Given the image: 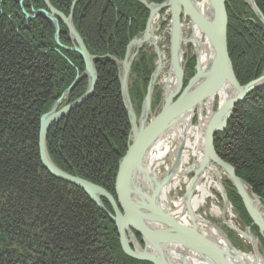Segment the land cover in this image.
Listing matches in <instances>:
<instances>
[{
    "label": "trees",
    "instance_id": "16d2710c",
    "mask_svg": "<svg viewBox=\"0 0 264 264\" xmlns=\"http://www.w3.org/2000/svg\"><path fill=\"white\" fill-rule=\"evenodd\" d=\"M73 1L49 0L64 16ZM225 1L227 52L243 86L264 74V30L242 0ZM253 1L264 17V0ZM21 7L18 0H0V264H148L125 257L115 227L87 195L54 178L40 163L39 117L84 67L78 54L55 45L47 19L24 20V12L44 9L42 0H24ZM71 16L87 52L101 57L94 61L98 80L90 99L50 129L47 153L63 172L115 198L114 180L129 124L118 70L105 56L124 58L129 40L144 30L148 11L133 0H78ZM59 28V42L71 48L61 22ZM152 57L141 51L131 67L128 90L135 113L153 70ZM187 61L189 79L194 60ZM86 88V79L80 80L66 103L80 98ZM214 148L264 206V87L235 107ZM227 196L239 220L251 226L231 187ZM103 205L111 212L106 201ZM250 230L257 235L255 227Z\"/></svg>",
    "mask_w": 264,
    "mask_h": 264
},
{
    "label": "water",
    "instance_id": "95a60500",
    "mask_svg": "<svg viewBox=\"0 0 264 264\" xmlns=\"http://www.w3.org/2000/svg\"><path fill=\"white\" fill-rule=\"evenodd\" d=\"M22 1L23 0H19L18 4H21ZM134 1L139 2L149 11V18L145 25L143 38L147 36V31L157 10H161L166 6H170L173 9V13L171 14L172 24L169 38L170 66L168 70L174 72L178 83V90L175 92H167L166 100H164V106L160 113L154 117H151L147 122V116L150 113V95L153 90L155 79L160 70L156 67L155 71L150 77L146 94L141 105L140 116L137 118L131 108L128 95V77L130 74L132 60L134 57H136L137 52L129 56L130 51L128 48L124 57V61L121 63L116 61L117 65L121 64V69L118 73L120 94L131 127L129 134L130 143L127 146L126 153L119 161L116 184L114 187L115 198L120 208V212L116 207L114 199L102 188L61 172L53 165L48 157L45 146V137L48 131L54 124L64 118L68 112L76 107L81 106L92 96L96 86V74L92 62L98 59L97 57H92L88 54L85 47L83 46V43L73 29L71 20L69 18L65 19L62 14L55 11L49 5L48 0H44V5L47 9L46 11H33L32 15H27L24 13V18L26 20L35 19L38 16L46 18L54 26V40L57 45L63 50L76 52L83 61V74L75 78L69 88L63 92L62 97L67 96L75 87L77 82L82 78H87L88 84L85 93L79 99L56 111V108L59 105L58 100L47 113L40 116L38 130V151L40 163L43 168L54 178L71 184L72 186L83 191L89 197L90 201L107 216L111 224L115 226L119 236L121 250L128 258L140 262H147L149 264H172L169 262V260L163 259V251H161L162 249L160 246L162 244H178L192 250L193 254L197 256V258L200 259L204 264H229L230 262L227 260L229 257L228 255H225L223 258L216 251L218 248L209 243L205 238L195 233L193 230L183 228L176 222L164 219L161 222L163 226L157 231H153L152 227L148 226V224H150L152 221L156 222V220H151L152 218L149 219L148 214L160 211L158 206L159 202L155 200V195L157 196V190H159L163 185H157L156 187L155 184L153 187H151V183H147L151 180L149 178V172L147 171L146 167H143V164L144 159L146 158V153L148 154L150 152L152 144L157 141L161 134L170 129L172 126H175L181 119L184 118V115L191 113L194 107L202 100L214 95L219 90H222L225 85L226 87L228 85L232 91H234L235 97L225 101L224 104L216 108L215 111L211 110L212 112L209 115L207 123L202 130L204 156L201 160V163L196 165L197 167L196 170H194V174L195 172L199 174L201 168L206 166L209 161L224 170L228 175L232 185L236 189L237 195L240 197L247 214L252 220L253 225L258 228L259 234L263 235L264 223L253 214V211L255 210L251 204V199L243 192L240 184L241 181L236 178L234 169L216 155L213 149V139L217 133L223 132L225 130L229 118L233 113L234 106L241 103L244 98L254 90L264 86V75L254 81H251L243 87L239 86L237 83L234 77L230 59L227 54V15L225 10V0H209V2L212 4V9L214 12V22H211L210 20H202L199 11L194 7L193 9L191 8L193 0H166L163 4L157 6L153 3L148 4L146 0ZM243 1L264 27V17L257 9L254 1ZM180 8L185 10L191 23L197 26L207 35L211 41L213 51L212 59L206 66L207 68L200 70L199 66L196 65L193 77L187 82L182 91L183 71L179 66L181 56L179 51L182 42L179 22ZM56 18L61 20L65 25L69 34V39L75 43L73 48H66L59 44V22ZM142 39L136 40L134 42L137 47L136 51L139 50L142 43L144 42ZM153 48L158 52V48L155 46ZM169 178L170 176L166 175V177L162 180V184L166 183ZM142 181H145L147 186L149 185L150 188H148V190L152 191L154 188L152 191L153 196L151 197L153 202H137V200L141 201L143 196H146L139 195L138 199H136L134 193L135 190L137 192V189L135 188L137 185L136 183L140 185ZM253 197L257 198L254 195ZM100 199L106 200L110 204L113 211V216L107 213V211L102 206ZM147 202L149 201L147 200ZM146 222L147 224H145ZM129 228L137 232L142 237L145 243V249L142 252H139L133 243H128L124 235L125 232L129 234V240L130 238L133 239V235L130 233ZM129 244L133 247L132 251L128 248ZM158 244L160 245L159 247L156 246ZM147 245H150L149 247L155 246V248L151 247L154 253L148 251Z\"/></svg>",
    "mask_w": 264,
    "mask_h": 264
},
{
    "label": "bare ground",
    "instance_id": "6f19581e",
    "mask_svg": "<svg viewBox=\"0 0 264 264\" xmlns=\"http://www.w3.org/2000/svg\"><path fill=\"white\" fill-rule=\"evenodd\" d=\"M165 1H163L161 4H163ZM146 2L148 4H151V2H148L147 0H146ZM21 4H19V6H21ZM153 4H155V3H153ZM161 4H155V5L157 6V5H161ZM191 6H192L191 7L192 9L194 7L195 9H197L199 11V13L201 14L202 20H205V21L210 20L211 22L215 21L214 12L212 9V4L209 2V0H193V3ZM179 10H180L179 11L180 34L182 37V42H181L180 51H179L180 52L179 54L181 55L180 61H179V66L181 67V69L183 71L182 83L186 80V84H187V82L193 77L194 72H193V75L191 78L186 79V73H185L186 69L185 68H186L188 61H185L184 57H182V55H183L182 46L184 44H190L193 47V51L195 52V58H194V56L192 58H193V60H195L194 61L195 66L198 65L200 70H204L207 68L206 66L208 65V63L212 59V55H213L212 52L213 51H212L211 41L209 40L207 35L202 30H200L197 26H195L194 24L191 23L190 19L188 18L187 14L183 8H180ZM172 13H173V9L170 6H166V7L162 8L161 10H157L154 14V18H153V20L149 26V29L147 31L148 32L147 36H145V38L142 39L144 41V43H142V44H145L146 47H154L155 46L156 48H158V52H157V50L155 51V49H154V52H156L158 54L157 59H156V67L160 69L157 77L162 73L165 66H167L168 69L170 66V59H169L170 40H169V38H170V31H171V24H172V18H171ZM161 15H165L166 17L162 18V22L160 24H158V17H160ZM185 19L188 20V22H189L190 35L188 37H185L183 34V31H182V27H183L182 22ZM24 20L27 21L25 18H24ZM165 20H167V22H168V27L165 26V24H164ZM156 22H157V25H155ZM162 24H164V25H162ZM166 27L168 30V32H167L168 35L165 36L166 33L164 32V29ZM227 30H228V21H227ZM263 30H264V27H263ZM54 33H55V30H54ZM159 33L161 35H159ZM59 34H60V32H59ZM226 34H227V32H226ZM53 36H54V34H53ZM67 38L71 44V48H73L75 43L69 39L68 33H67ZM167 38H168L169 44L165 45L163 43L162 39L166 40ZM53 40H54V37H53ZM58 42H59V37H58ZM54 43L58 48H60L57 45V43L55 42V40H54ZM59 44L61 45L60 42H59ZM61 46H63V45H61ZM159 46L164 47L162 50L168 49V57H166V55H164L162 53L163 51L160 50L161 48ZM142 50H143V46L141 45V47L139 48V50L136 53V57L138 56V52H141ZM133 54H134V52H129V56H131ZM227 54H228V52H227ZM92 57H94V56H92ZM136 57H134V59L132 61H135ZM97 58H98L97 60L101 59V57H97ZM105 58L107 60H109L113 64V66H115L117 68L118 73H119V67L121 66V64L117 65L116 61L121 63L124 61V58L122 60H119V59L114 58L112 56H105ZM192 58H188V60H191ZM92 63H93L94 71L96 74V84H97L98 76H97V72L95 69L94 61ZM232 70H233V68H232ZM81 75H79V76H81ZM165 76H166V78L164 80L165 81L164 92L163 91L159 92L157 90V92H159L158 95L161 96L163 103H164V100H166L167 92H169V91L175 92L178 90V83H177V79L174 75V72L170 71V70H166ZM118 77H119V74H118ZM234 77H235V75H234ZM82 79H86L87 84H88L87 78H82ZM74 80H75V78H74ZM79 82H80V80L77 82V84ZM237 83H238V81H237ZM118 84H120V83L118 82ZM69 86H68V88H69ZM239 86L243 87L240 84H239ZM154 88H155V85H153V90H152V93L150 95L151 102L154 101V99H152L154 96V90H155ZM73 89L70 91V93L68 95L71 94ZM119 89H120V87H119ZM146 89H147V86H146ZM62 94H63V92H62ZM62 94L57 99V100H59V105L57 106L56 111L67 106L68 104H70V103H66V98L68 95L65 97H62ZM251 94H249V95H251ZM119 95H120V99H121V103H122V97H121L120 92H119ZM128 95H129V99H130L129 102H130L131 108H132L133 112L135 113L134 103L132 102V100L130 98L129 90H128ZM233 97H235L234 91H232V89L228 85H227V87L225 85L222 88V90H219L214 95L208 97L205 100H202L198 105H196L194 107L193 111L196 109V113H197V124L195 126H194V122L192 121L194 118V112L192 111L191 113H188V115L187 114L184 115V118L181 119L175 126H172L170 129L166 130L163 134H161L159 136V138L157 139V141L154 142V144H152L150 152L148 154L146 153V158L144 159L143 167L144 168L146 167L147 171L149 172V178L151 180V181H148L147 183H151V187H153V185H155V184H156V187H157V185H163L159 190H157V196L155 195V200H157L159 202L158 206H159L160 211L152 212V214H148L146 212L149 216L148 217L149 219L152 218L151 220H156V222L152 221L150 224H148V226H151L153 231H157L159 228H161L163 226V224H161V222L164 219H168V220H171L173 222H176L178 225L182 226L183 228L193 230L195 233H197L200 236H202L203 238H205L209 243H211L213 246L218 248L216 251L218 252V254L220 256H222L223 258L225 255L229 256L227 258V260L230 262L229 264H264V247L261 245V242H260V240H262L264 242V234L263 235L259 234L258 228L253 225L252 220L250 219L249 215L247 214L245 208H244V210H245L246 216L251 221V226H245L239 220L240 223L242 224V227H243V228H241V226L236 222V217L239 218V216L236 214L231 203L229 202V199L227 196V190L231 187V189L234 190L236 195H237V192H236V189L234 188V186L232 185V183H231L228 175L226 174V172L224 170H222L221 168H219L217 165L213 164L211 161H209V163L206 166L201 168V171L199 174H197L196 172H195L196 175L194 174V170H196V167H197L196 165L201 163V160L204 156L203 143H202V137H203L202 130L205 127V124L207 123L209 115L213 111V103L215 102V100H217V105H218L217 108H218L219 106L224 104L225 101L230 100ZM247 97H245L244 100ZM143 98H144V96H143ZM143 98H142V102H143ZM239 104H237V105H239ZM237 105L234 106V109ZM79 107H76V108L72 109L71 111L76 110ZM122 107H123L124 113L127 117L123 103H122ZM153 107L154 106H152V103H150V107H149L150 113L147 116V122L150 120L151 117H154L159 113V112L156 114L154 113V116H153V114L151 113V110L153 109ZM140 109H141V105H140ZM214 110H216V109H214ZM156 111H157V109L154 112H156ZM70 112H68L67 114H69ZM203 114H205V115H203ZM135 115L137 118H139L140 113H138V115L135 113ZM64 118H62L61 120H63ZM127 120H128V117H127ZM229 120H230V118H229ZM59 122H57V123H59ZM128 124H129V121H128ZM130 130H131V127L129 124V134H130ZM223 132H219V133H223ZM219 133H217V134H219ZM216 135L214 137H216ZM129 143H130V141H129V135H128L127 146ZM213 149H214L216 155L219 158H221L217 154V152L214 148V144H213ZM125 153H126V151L124 152V154ZM223 161L226 164H228L225 160H223ZM228 165L231 166L230 164H228ZM161 167H163V170ZM217 169H219L223 173V175L225 176L224 181L221 179V176L217 172ZM117 173H118V166H117V171H116L115 180H114V187L116 184ZM166 175H169L170 178L168 179V181L166 183L162 184V180L166 177ZM188 175H190V178L188 177ZM235 176L237 179H239L241 181L240 184H241L243 192L251 199V204L255 210V211H253V214L255 215V217H258L264 223V206H263L262 202L252 192V190L239 177H237L236 174H235ZM75 177L79 178L78 176H75ZM79 179H81V178H79ZM81 180H84V179H81ZM84 181L88 182L87 180H84ZM88 183H90V182H88ZM147 183L145 181H142L140 183V185L138 183H136L137 185L135 186V188L137 189V192H136V190L134 191L136 199H138L139 195L148 196V197L143 196L141 201L137 200V202H139V203L153 202V199H151V197L153 196L152 191L154 188L152 189V191L148 190V188H150V187H149V185L148 186L146 185ZM90 184H92V183H90ZM92 185H94V184H92ZM95 186H97V185H95ZM97 187H99V186H97ZM213 192L218 193L220 201L222 202V207L217 204L218 199H217V196H215V194ZM253 195L256 196L258 199L253 197ZM114 196H115V194H114ZM224 196H225V199H224ZM147 200L149 202H147ZM103 201H106V200L100 199V202H101L102 206L104 207ZM114 202L116 204L118 211L120 212V208L118 206L116 198L114 199ZM207 202L210 204V208H209L210 216H212L213 218L220 219L222 226H224L226 228L227 234L225 232H223L221 230V228H219L217 225L208 221L205 218V215L203 216V215H200L198 213V211L201 208H204L206 206ZM93 205L107 218V216L95 204H93ZM242 205H243V203H242ZM109 206H110V204H109ZM104 209H105V207H104ZM110 209H111V212L107 211L106 209L105 210L107 211V213H109L111 216H113V211H112L111 206H110ZM234 214L236 215V217L234 216ZM107 220L109 221L108 218H107ZM145 224H147V222ZM251 227H255L257 229V235L251 232V230H250ZM129 230H130V233L133 235V239L130 238V240H129V237H128L129 234L127 232L124 233L128 243H133V245L137 248V250L139 252H142L145 249V247H144L145 243H144L142 237L137 232H135L134 230H132L130 228H129ZM115 231H116V235H117V239H118V243H119V236H118L116 228H115ZM231 236L236 237L238 241L240 240L245 245L243 247L244 251L237 250L233 246V244H231L230 240L227 238V237L230 238ZM147 246H148V248H147L148 251L151 253H154L152 248H155V246L154 247L151 246L152 248L149 247L150 245H147ZM156 246L159 247L160 245L158 244ZM128 248L131 251L133 250V247L130 244H129ZM160 248L162 249L161 251H163L162 252V255L164 256L163 259L169 260V262L172 264H204L200 259L197 258V256H195L193 254L192 250L184 247L183 245L162 244L160 246ZM119 249H120V252L125 257H127L123 253V251L121 250L120 244H119ZM233 249H235V250H233ZM260 251H262L263 256H262ZM131 260H133V259H131ZM133 261L140 262L137 260H133ZM144 263H147V262H144Z\"/></svg>",
    "mask_w": 264,
    "mask_h": 264
},
{
    "label": "rangeland",
    "instance_id": "374dc122",
    "mask_svg": "<svg viewBox=\"0 0 264 264\" xmlns=\"http://www.w3.org/2000/svg\"><path fill=\"white\" fill-rule=\"evenodd\" d=\"M19 1V0H18ZM43 1V6H44V9H41V10H44V11H46L47 9H46V7H45V5H44V0H42ZM134 1V0H133ZM243 1V0H242ZM78 2V0H74L73 2H72V4H71V9H70V14L68 15V16H64L62 13H60L59 11H57L51 4H50V2H49V0H48V3H49V5L55 10V11H57L58 13H60V14H62L63 15V17L65 18V19H70L71 20V24H72V26H73V29L75 30V27H74V25H73V23H72V16H71V14H72V11H73V7L75 6V4ZM226 2V1H225ZM243 3L245 4V2L243 1ZM246 5V4H245ZM247 6V5H246ZM248 7V6H247ZM20 8H22L21 6H20ZM249 8V7H248ZM146 9V8H145ZM147 10V9H146ZM148 11V10H147ZM251 11V10H250ZM252 12V11H251ZM25 14H27V13H25ZM33 14V13H32ZM31 14V15H32ZM27 15H29V14H27ZM226 15H227V13H226ZM255 16V15H254ZM263 16V15H262ZM23 17H25V15L23 14ZM164 17H166L165 15H161L160 17H158V24H160L161 22H162V18H164ZM148 18H149V11H148V17H147V21H148ZM154 18V17H153ZM44 19H46V18H44ZM57 20H58V22L60 23H62V21L61 20H59L58 18H56ZM257 19V18H256ZM29 20V19H28ZM27 20V21H28ZM30 20H32V19H30ZM153 20V19H152ZM147 21H146V23H147ZM257 21H258V19H257ZM50 22V21H49ZM259 22V21H258ZM51 23V22H50ZM146 23H145V25H146ZM260 23V22H259ZM52 24V23H51ZM63 24V23H62ZM164 24H165V26H167L168 27V22H167V20H165L164 21ZM164 24H162V25H164ZM64 25V24H63ZM155 25H157V22H156V24ZM182 25H183V27H182V31H183V34H184V36L185 37H188L189 35H190V30H189V22H188V20H183V22H182ZM260 25L262 26V29H263V25L260 23ZM53 26V25H52ZM64 27H65V25H64ZM167 27L164 29V32L166 33L165 34V36L166 35H168V30H167ZM53 28H54V26H53ZM66 28V27H65ZM67 30V29H66ZM144 31H145V27H144V30L140 33V34H138L137 36H135V37H133L131 40H129V42H128V44L126 45V48H125V54H126V52H127V50H128V48H129V51L130 52H137L136 51V49H137V47H136V45L134 44V42L136 41V40H141L142 38H143V33H144ZM59 32H60V28H59ZM75 32L77 33V31L75 30ZM67 33H68V31H67ZM77 35H78V37L80 38V36H79V34L77 33ZM159 35H161L160 33H159ZM54 37V36H53ZM59 37H60V34H59ZM80 40H81V42L83 43V41H82V39L80 38ZM162 41H163V43L166 45V44H169L168 43V38L166 39V40H163L162 39ZM133 43V44H132ZM144 43V42H143ZM74 44V43H73ZM74 46H75V44H74ZM83 46H84V43H83ZM142 46H143V52H145V53H147V54H152V65H153V70H152V72H151V74H150V77H151V75L153 74V72L155 71V69H156V59H157V53L156 52H154V48L153 47H146L145 46V44H142ZM162 46V45H161ZM161 46H159L161 49V51H163L162 53L164 54V55H166V57H168V49L167 50H162L164 47H161ZM65 47V46H64ZM85 47V46H84ZM66 48H68V47H66ZM86 49V48H85ZM63 50V49H62ZM64 51H66V50H64ZM87 51V50H86ZM182 51H183V55H182V57H184V60L185 61H187L188 60V58H192L193 56H194V58H195V52L193 51V47L190 45V44H184L183 46H182ZM69 52H73V51H70L69 50ZM74 53H76V52H74ZM139 53V52H138ZM155 53V54H154ZM77 54V53H76ZM79 55V54H78ZM124 57H125V55H124ZM81 58V57H80ZM82 60V59H81ZM95 61V60H94ZM195 61V60H194ZM83 62V61H82ZM133 63H134V61H132V63H131V67L133 66ZM232 65V64H231ZM83 67H84V64H83ZM120 67H119V71H120ZM194 69H195V62H194V66H193V72H194ZM166 70H168V68H167V66H165V68H164V70L162 71V73L155 79V82H154V85H155V90H154V96H153V98L152 99H154V101L153 102H151L152 103V106L154 105V107H153V109L151 110V113L153 114V116H154V113L156 114V113H160V111H161V109L163 108V106H164V103H163V101H162V98H161V96L160 95H158V93L160 92V91H163L164 92V88H165V78H166V76H165V73H166ZM130 71H131V69H130ZM83 72H84V70H83ZM83 74V73H82ZM264 74H262L261 76H263ZM79 76V75H78ZM261 76H259V78L261 77ZM77 77V76H76ZM75 77V78H76ZM150 77H149V81H150ZM256 79H258V78H256ZM256 79H254V80H256ZM254 80H252V81H254ZM149 81H148V83H149ZM118 82H119V77H118ZM129 82H130V74H129V77H128V87H129ZM251 82V81H250ZM148 83H147V86H148ZM72 84V83H71ZM70 84V85H71ZM183 85H182V88H181V91H182V89L186 86V83H185V85H184V82L182 83ZM248 84V83H247ZM247 84H245V85H247ZM245 85H243V86H245ZM262 87H264V86H262ZM262 87H260V88H262ZM260 88H258V89H260ZM258 89H256V90H258ZM157 90L159 91V92H157ZM65 91V90H64ZM95 91V90H94ZM255 91V90H254ZM253 91V92H254ZM157 92V93H156ZM252 92V93H253ZM94 93V92H93ZM156 93V94H155ZM145 94H146V90H145ZM145 94H144V96H145ZM251 94V93H250ZM93 95V94H92ZM79 99V98H78ZM90 99V98H89ZM58 100H56L55 102H57ZM76 101V100H75ZM174 101V100H173ZM55 102L53 103V105L55 104ZM74 102V101H73ZM86 102V101H85ZM84 102V103H85ZM72 103V102H71ZM83 103V104H84ZM142 103V102H141ZM53 105H52V107H53ZM140 105H142V104H140ZM217 100H215V102L213 103V111H215L214 109H216L217 108ZM51 107V108H52ZM50 108V109H51ZM157 109V111L156 112H154L155 110ZM160 110V111H159ZM234 111V110H233ZM194 112V118H193V122H194V126L197 124V113H196V109L193 111ZM138 113H140V107H139V110H138ZM138 113H136L137 115H138ZM158 113V114H159ZM205 113V112H204ZM203 115H205V114H203ZM40 118V117H39ZM229 122V121H228ZM227 127V126H226ZM52 128V127H51ZM38 130H39V127H38ZM50 131V130H49ZM48 131V132H49ZM48 134V133H47ZM214 140H215V137H214V139H213V144H214ZM45 146H46V137H45ZM46 151H47V148H46ZM38 153H39V151H38ZM48 154V153H47ZM49 157V156H48ZM50 159V158H49ZM51 161V160H50ZM120 161V160H119ZM191 163V162H190ZM118 164H119V162H118ZM54 165V164H53ZM55 166V165H54ZM56 167V166H55ZM57 168V167H56ZM162 168V170H163V167H161ZM57 169H59V168H57ZM60 170V169H59ZM61 172H63L62 170H60ZM217 172L220 174V176H221V179L224 181L225 180V176L223 175V173L219 170V169H217ZM63 173H65V172H63ZM65 174H67V173H65ZM67 175H69V176H74V175H70V174H67ZM75 177V176H74ZM188 177L190 178V175H188ZM63 182V181H62ZM68 184V183H67ZM69 185H71V184H69ZM72 186V185H71ZM214 194H215V196H217V199H218V202H217V204L218 205H220L221 207H222V202L220 201V198H219V196H218V193H216V192H213ZM114 194H115V190H114ZM239 197V196H238ZM240 198V197H239ZM113 199H115V198H113ZM241 200V199H240ZM242 202V201H241ZM209 208H210V204L207 202V204H206V206L204 207V208H201L199 211H198V213L200 214V215H205V218L208 220V221H210V222H212L213 224H215V225H217L219 228H221V230L223 231V232H225L226 234H227V232H226V228L224 227V226H222V224H221V221H220V219H218V218H213L212 216H210V214H209ZM234 216L236 217V215L234 214ZM236 222L241 226V228H243L242 227V224L240 223V221H239V218L238 217H236ZM229 240H230V242H231V244H233V246L237 249V250H240V251H244V244L239 240H237V238L236 237H233V236H231L230 238L229 237H227ZM261 252V254H262V256H263V253H262V251H260ZM130 259V258H129ZM142 263H144V262H142Z\"/></svg>",
    "mask_w": 264,
    "mask_h": 264
}]
</instances>
